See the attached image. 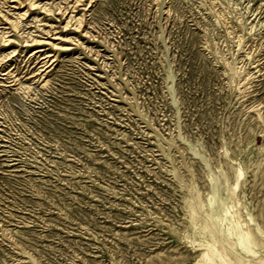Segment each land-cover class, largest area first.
Returning <instances> with one entry per match:
<instances>
[{
  "label": "rangeland",
  "instance_id": "1",
  "mask_svg": "<svg viewBox=\"0 0 264 264\" xmlns=\"http://www.w3.org/2000/svg\"><path fill=\"white\" fill-rule=\"evenodd\" d=\"M19 1L0 264H264V0Z\"/></svg>",
  "mask_w": 264,
  "mask_h": 264
},
{
  "label": "bare ground",
  "instance_id": "2",
  "mask_svg": "<svg viewBox=\"0 0 264 264\" xmlns=\"http://www.w3.org/2000/svg\"><path fill=\"white\" fill-rule=\"evenodd\" d=\"M5 1H7V0H5ZM11 1H12V0H11ZM16 1H17V0H16ZM24 1H25V0H24ZM3 2H4V1H3ZM18 2H20V1L18 0ZM21 2L23 3V0H22ZM26 2H27V1H26ZM52 2H53V1H52ZM89 2H90V0H89ZM89 2H88V3H89ZM27 3H28V2H27ZM38 3H39V2H38ZM42 3H43V2H42ZM42 3H41V4H42ZM77 3H78V2H77ZM77 3H76V4H77ZM5 4H6V3H5ZM46 4H47V2H46ZM49 4H50V3H49ZM1 5H2V4H1ZM7 5L9 6L10 4H7ZM12 5H13V4H12ZM29 5H30V4H29ZM35 5H37V4H35ZM42 5H43V4H42ZM54 5H56V3H55ZM3 6H4V5H3ZM18 6H19V5H18ZM21 6H22V5H21ZM27 6H28V5H27ZM30 6H32V3H31ZM33 6H34V5H33ZM47 6H48V5H47ZM74 6H75V5H74ZM54 7H55V6H54ZM57 7H58V6H57ZM59 7H60V6H59ZM7 8H8V7H7ZM40 8H41V7H40ZM40 8H39V9H40ZM44 8H46V7H44ZM48 8H49V7H48ZM60 8H61V7H60ZM66 8H67V7H66ZM71 9L74 10L73 8H71ZM40 10H41V9H40ZM45 10H46V9H45ZM50 10H51V9H50ZM50 10H49V12H50ZM55 10H56V9H55ZM65 10H66V9H65ZM26 11H27V10H26ZM28 11H29V10H28ZM20 12H21V11H20ZM23 12H24V11H23ZM47 12H48V11H47ZM49 12H48V13H49ZM66 12H67V11H66ZM72 12H73V11H72ZM74 12H75V11H74ZM63 13H65V12H63ZM63 13H61V14H63ZM26 14H27V13H26ZM61 14H60V15H61ZM72 14H73V13H72ZM82 14H83V13H82ZM79 15H81V14H79ZM14 16H15V15H14ZM19 16H20V15H19ZM21 16H22V15H21ZM76 16H77V15H76ZM23 17H24V16H23ZM67 17H68V16H67ZM81 17H82V15H81ZM83 17H84V16H83ZM38 18H39V17H38ZM38 18H37V19H38ZM40 18H41V17H40ZM69 18H70V17H69ZM71 18H72V17H71ZM71 18H70V19H71ZM76 18H77V17H76ZM2 19H3V17H2ZM4 19H5V18H4ZM16 19H17V16H16ZM18 19H19V18H18ZM18 19H17V20H18ZM9 20H10V19H9ZM75 20H76V19H75ZM78 20H80V19H78ZM81 20H82V19H81ZM13 21H15V19H14ZM69 21H70V20H69ZM82 21H83V20H82ZM82 21H81V22H82ZM6 22H7V21H6ZM8 22H10V21H8ZM43 22H44V21H43ZM72 22H73V20H72ZM67 23H68V21H67ZM69 23H70V22H69ZM78 23H79V21H77V24H78ZM8 24H9V23H8ZM16 24H17V21H16ZM72 24H73V23H72ZM79 24H82V23H79ZM79 24H78V26H79ZM10 25H11V24H10ZM14 26H15V23H14ZM35 26H36V25H35ZM49 26H51V25H49ZM62 26H63V25H62ZM65 26H66V25H65ZM72 26H73V25H72ZM74 26H75V24H74ZM76 26H77V25H76ZM80 26H81V25H80ZM82 26H83V25H82ZM4 27H5V26H4ZM4 27H3V29H4ZM41 27H42V26H41ZM63 27H64V26H63ZM66 27H67V26H66ZM9 28H10V27H9ZM38 28H39V27H38ZM74 28H75V27H74ZM14 29H15V28H14ZM75 29H77V28H75ZM16 30H17V29H16ZM18 30H19V29H18ZM8 31H9V30H8ZM19 31H20V30H19ZM11 32H12V31H11ZM22 32H23V31H22ZM43 32H44V31H43ZM47 32H48V31H47ZM18 33H19V32H18ZM0 34H1V33H0ZM5 34H6V33H5ZM5 34H4V35H5ZM21 34H23V33H21ZM27 34H28V32H27ZM36 34H37V33H36ZM39 34H40V33H39ZM47 34H48V33H47ZM1 35H2V34H1ZM7 35H8V34H7ZM19 35H20V34H19ZM20 36H22V35H20ZM1 37H2V36H1ZM19 38H20V37H19ZM21 38H22V37H21ZM23 38H24V36H23ZM29 38H31V37H28V39H29ZM66 38H68V37H66ZM236 38H237V37H236ZM32 39H33V38H32ZM34 39H35V38H34ZM9 40H10V38H9ZM12 40H13V39H12ZM30 40H31V39H30ZM16 41H17V40H16ZM16 41H15V42H16ZM22 41H24V40L22 39ZM33 41H34V40H33ZM7 42H8V41H7ZM25 42H26V41H25ZM38 42H41V41L38 39ZM42 42H45V41H42ZM23 43H24V42H23ZM50 43H51V42H49V44H50ZM52 43H53V42H52ZM52 43H51V44H52ZM28 44H29V43H28ZM51 44H50V45H51ZM52 45H53V44H52ZM53 46H54V45H53ZM27 47H28V46H27ZM57 47H59V45H57ZM60 47H61V45H60ZM65 47H66V46H65ZM61 48H63V47H61ZM66 48H67V47H66ZM16 49H17V48H16ZM41 49H42V48H41ZM35 50H36V49H35ZM42 50H43V49H42ZM55 51H56V50H55ZM18 52H19V51H18ZM41 52H42V51H41ZM8 53H9V52H8ZM3 54H4V53H3ZM10 54H12V53L10 52ZM36 54H37V53H36ZM51 54H52V53H51ZM55 54H56V53H55ZM5 55H6V54H5ZM8 55H9V54H8ZM44 55H45V53H44ZM47 55H48V54H47ZM49 55H50V54H49ZM6 56H7V55H6ZM55 56H57V55H55ZM1 57H2V56H1ZM1 57H0V58H1ZM3 57H4V56H3ZM41 57H42V56H41ZM41 57H40V58H41ZM43 57H44V56H43ZM43 57H42V58H43ZM50 59H51V58H50ZM50 61H51V60H50ZM50 61H48V62H50ZM48 62H47V63H48ZM43 63H44V62H43ZM50 63H51V62H50ZM42 67H43V66H42ZM51 68H52V67H51ZM47 70H48V69H47ZM39 71H40V70H39ZM44 71H45V70H44ZM38 74H39V73H38ZM43 74H44V73H43ZM43 74H42V75H43ZM39 75H40V74H39ZM42 75H41V76H42ZM38 77H39V76H38ZM40 81H41V80H40ZM257 113H258V112H257ZM239 171H240V170H239ZM239 173H241V172H239ZM236 218H237V217H236ZM242 228H243V227H242ZM245 229H246V228H245ZM243 233H245V232L243 231ZM245 234H246V233H245ZM263 250H264V249H263ZM261 251H262V250H260V252H261ZM243 259H244V258H243ZM251 261H252V260H251ZM253 262H255V261H253ZM257 262H258V261H257ZM255 263H256V262H255ZM258 263H259V262H258Z\"/></svg>",
  "mask_w": 264,
  "mask_h": 264
}]
</instances>
